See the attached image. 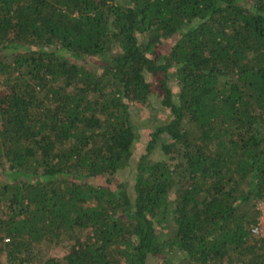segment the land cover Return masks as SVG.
<instances>
[{
    "label": "trees",
    "instance_id": "16d2710c",
    "mask_svg": "<svg viewBox=\"0 0 264 264\" xmlns=\"http://www.w3.org/2000/svg\"><path fill=\"white\" fill-rule=\"evenodd\" d=\"M263 214L264 0H0V264H264Z\"/></svg>",
    "mask_w": 264,
    "mask_h": 264
},
{
    "label": "rangeland",
    "instance_id": "374dc122",
    "mask_svg": "<svg viewBox=\"0 0 264 264\" xmlns=\"http://www.w3.org/2000/svg\"><path fill=\"white\" fill-rule=\"evenodd\" d=\"M132 110L135 112V110H136V113H137V116H139L140 118H144V117H146L148 114H151V113H153V112H155V108H153V107H151L150 105H138V104H133L132 103ZM144 133L145 132H143L142 134V138H145V135H144ZM144 139H143V141L140 143V148L142 149V148H144ZM263 206V204H261V207ZM260 223H261V225H262V227H263V233H264V214L263 215H261V217H260ZM48 246V255H51V254H57V253H60V254H63L65 251H66V249H67V244L65 243V245H63L62 247H61V249H60V251H58L59 250V248H56V247H51V246H49V245H47Z\"/></svg>",
    "mask_w": 264,
    "mask_h": 264
},
{
    "label": "built area",
    "instance_id": "2783aa9c",
    "mask_svg": "<svg viewBox=\"0 0 264 264\" xmlns=\"http://www.w3.org/2000/svg\"><path fill=\"white\" fill-rule=\"evenodd\" d=\"M260 225H261V224H260ZM260 225L257 226V227L255 228V230L258 231V232H261L262 234H264V233H263V227H262V225H261V226H260Z\"/></svg>",
    "mask_w": 264,
    "mask_h": 264
}]
</instances>
